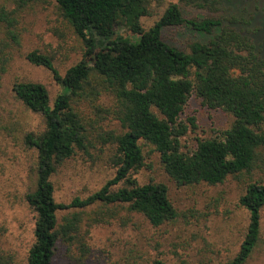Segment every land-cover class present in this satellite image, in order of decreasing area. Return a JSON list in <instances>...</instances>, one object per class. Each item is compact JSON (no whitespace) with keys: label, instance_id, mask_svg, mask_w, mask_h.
Segmentation results:
<instances>
[{"label":"trees","instance_id":"1","mask_svg":"<svg viewBox=\"0 0 264 264\" xmlns=\"http://www.w3.org/2000/svg\"><path fill=\"white\" fill-rule=\"evenodd\" d=\"M198 1L181 0L189 5ZM26 2L19 0L20 4ZM55 3L81 40L83 54L64 75L55 68L51 56L38 51L26 55L30 64L48 70L61 86L53 101L42 84L17 82L13 86L16 99L45 121L42 134L26 137V144L37 153L36 187L26 195L36 214L27 264H52L58 241L72 240L79 220L66 219L60 226V210L120 204L156 228L176 220L177 210L165 184L140 185L132 179V173L144 166L140 142L159 154L165 174L179 188L218 186L230 177L247 178L264 169L263 20L253 13L250 20L187 19L179 5L172 4L145 31L141 19L150 15L148 0ZM8 17L0 14V23L5 25L11 42L19 45L14 21ZM123 28L135 38L117 34V29ZM167 28L184 31L190 40L188 51L163 40ZM104 95L113 98L108 112L123 129L122 134L108 138L116 150L111 159L115 176L85 199L60 204L52 177L77 151L86 152L88 148V130L75 105ZM193 97L207 110L231 116L233 122L221 137L198 140L192 151L184 152L181 138L189 127L182 116ZM188 120L195 128V119ZM248 181L239 204L248 212L249 224L237 255L227 264H246L260 241L264 182ZM121 183L125 187L112 189Z\"/></svg>","mask_w":264,"mask_h":264},{"label":"rangeland","instance_id":"2","mask_svg":"<svg viewBox=\"0 0 264 264\" xmlns=\"http://www.w3.org/2000/svg\"><path fill=\"white\" fill-rule=\"evenodd\" d=\"M150 15L141 19L149 30L167 8L177 4L187 19L222 17L227 20L255 14L264 21V0H203L189 5L181 0H148ZM199 5H205L200 7ZM14 21L19 45L11 42L5 25L0 23V264H27L34 243L36 214L26 195L36 187V151L26 144L29 134L45 130L41 114L25 108L15 97L17 82L39 83L46 87L51 100L61 92L52 74L30 64L26 55L32 51L53 58L61 75L76 65L83 45L72 27L62 17L55 0H0V14ZM251 13V14H250ZM243 15V16H242ZM250 15V16H249ZM123 37L135 38L126 28L117 29ZM264 35V33H263ZM163 40L186 49L190 43L184 31L167 28ZM186 51H188L186 49ZM109 95L86 100L75 106L87 127L88 148L77 151L57 168L52 177L55 198L69 205L76 198L85 199L99 191L116 173L111 159L115 147L110 135L122 134L119 122L108 112L113 106ZM188 118H194L193 128ZM189 127L181 138L182 150L192 151L198 140L221 137L231 127L233 118L220 111H209L193 97L182 116ZM144 166L132 173L138 184L163 183L177 210V218L161 227H153L140 214L129 212L120 204H94L86 208L60 210L58 223L77 217L79 223L72 240L60 239L52 264H227L239 251L249 224V214L239 204L248 180L264 182V169L251 177H230L222 185L200 184L177 187L165 174L159 154L140 142ZM125 187L118 184L113 190ZM246 264H264V208L261 211V235L258 246Z\"/></svg>","mask_w":264,"mask_h":264}]
</instances>
